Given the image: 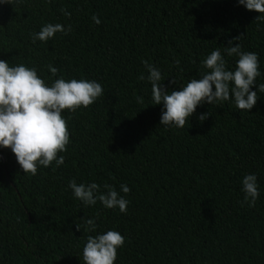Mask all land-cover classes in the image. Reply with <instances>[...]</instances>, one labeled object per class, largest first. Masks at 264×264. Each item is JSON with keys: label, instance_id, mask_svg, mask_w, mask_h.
<instances>
[{"label": "trees", "instance_id": "1", "mask_svg": "<svg viewBox=\"0 0 264 264\" xmlns=\"http://www.w3.org/2000/svg\"><path fill=\"white\" fill-rule=\"evenodd\" d=\"M258 15L264 14L238 0L0 4V59L35 67L49 86L63 77L94 80L104 89L89 107L62 112L70 133L67 151L59 153L63 165L38 166L32 176L10 149L0 148V264H84L87 237L108 230L125 237L115 264H264V93L258 92L264 21ZM48 23L71 31L33 43L32 34ZM230 40L258 55L256 105L249 112L234 99L204 103L184 128L160 125L163 104L153 105L143 61L161 71L167 90H179L209 71L202 62L217 48L226 70L234 71L239 57L227 55ZM204 113L210 115L201 122ZM248 174L257 177L255 207L243 204ZM73 179L96 183L101 192L113 186L129 201L127 212L99 201L85 206L68 187ZM122 184L131 191L123 193ZM87 219L95 220V232L83 230Z\"/></svg>", "mask_w": 264, "mask_h": 264}, {"label": "clouds", "instance_id": "2", "mask_svg": "<svg viewBox=\"0 0 264 264\" xmlns=\"http://www.w3.org/2000/svg\"><path fill=\"white\" fill-rule=\"evenodd\" d=\"M12 2L13 0H0V4ZM238 4L249 11L264 14V0H238ZM61 11L70 17L71 13L65 9ZM92 20L97 25L101 23L95 15ZM256 20L264 21V15H258ZM70 31L71 25L65 28L61 24L48 23L38 33L32 34V42L39 40L46 43L56 33L67 35ZM239 38L237 36L233 39L237 41ZM225 51L229 56L239 57L234 71L226 70V62L217 48L202 62L203 67L209 71L199 79H191L185 87L172 91L164 87L161 71L148 61H143L149 73L147 80L151 83L153 105L163 104L160 125L184 128L198 105H212L229 99H234L238 109L250 112L257 103L258 92L264 93V83L259 84L258 92L251 90L257 77L261 75L258 55L241 51V46L238 43L233 46L232 40L228 41ZM179 63L177 60L178 66ZM47 67L52 76H57L59 70L56 67L51 64ZM138 79L144 80V74ZM103 94L102 85L94 80H65L60 77L49 86L38 75L35 67L29 68L23 64L9 66L7 61L0 59V148L10 149L22 172L32 176L37 174L38 166L47 168L53 162L57 167L63 165L65 158L59 153L67 151L70 133L62 112L87 108ZM137 101L143 103V97H137ZM208 115L210 114H201L198 119L203 122ZM242 185L245 194L243 204L255 207L260 195L256 175H245ZM68 187L74 197L85 206L95 205L99 201L108 209L118 208L121 213L127 212L129 201L111 185L105 184L107 191L101 192L96 183L77 184L73 179ZM120 188L125 194L131 191L124 184ZM97 227L94 219L84 221L85 232H95ZM81 228L82 225L76 223V230L80 231ZM124 243L125 237L115 230L89 235L82 250L83 262L115 264L117 250Z\"/></svg>", "mask_w": 264, "mask_h": 264}]
</instances>
